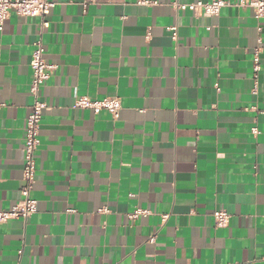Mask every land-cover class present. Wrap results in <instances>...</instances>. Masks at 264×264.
Instances as JSON below:
<instances>
[{"label": "crops", "instance_id": "1", "mask_svg": "<svg viewBox=\"0 0 264 264\" xmlns=\"http://www.w3.org/2000/svg\"><path fill=\"white\" fill-rule=\"evenodd\" d=\"M48 1L0 31V211L22 199L35 43L53 67L37 211L0 223V264H264V18L236 0L214 17L175 7L211 0ZM81 97L118 98V119Z\"/></svg>", "mask_w": 264, "mask_h": 264}, {"label": "built area", "instance_id": "2", "mask_svg": "<svg viewBox=\"0 0 264 264\" xmlns=\"http://www.w3.org/2000/svg\"><path fill=\"white\" fill-rule=\"evenodd\" d=\"M140 4L151 5L153 2L140 1ZM228 0H211L203 3L197 2L192 4H178L175 7L178 10H189L194 13H202L208 16H217L221 9L231 6ZM236 7L250 8L254 12L255 19L264 18V0H236ZM53 4L48 0H0V31L3 29L5 20L9 13L14 11L22 17H39L43 18L49 15ZM44 26L46 24H43ZM44 47L40 42L34 44L31 54L30 68L32 71L31 81L29 84V95L32 99L29 107V114L25 120L24 126V162L22 167V180L24 186L21 189L22 199L7 211H0V223H5L12 219H21L27 221L37 211V202L31 197L33 184L35 182L36 164L35 157L39 146V128L42 112L46 109L43 102L40 101V90L43 84L50 78L53 67L46 63L44 59ZM260 51L258 48L253 53V71L256 74L259 69ZM76 107L90 109L95 114L101 110H106L116 121L119 117L121 104L118 98L110 97L101 101H92L87 97H81L76 102ZM264 113V111L262 112ZM253 129V133H255ZM147 214V211L137 210L129 215L131 219L138 215ZM215 227L223 228L228 224L229 216L224 210H218L213 213ZM154 237L149 238L153 242Z\"/></svg>", "mask_w": 264, "mask_h": 264}]
</instances>
